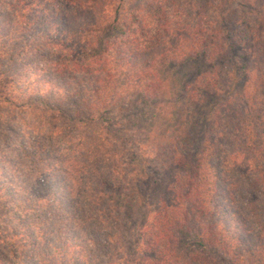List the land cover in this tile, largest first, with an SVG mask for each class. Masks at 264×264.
<instances>
[{
  "label": "trees",
  "instance_id": "16d2710c",
  "mask_svg": "<svg viewBox=\"0 0 264 264\" xmlns=\"http://www.w3.org/2000/svg\"><path fill=\"white\" fill-rule=\"evenodd\" d=\"M189 60L190 84L162 76ZM0 81L6 111L48 115L43 133L0 114L30 264H264V0H0ZM142 131L150 195L115 150Z\"/></svg>",
  "mask_w": 264,
  "mask_h": 264
},
{
  "label": "rangeland",
  "instance_id": "374dc122",
  "mask_svg": "<svg viewBox=\"0 0 264 264\" xmlns=\"http://www.w3.org/2000/svg\"><path fill=\"white\" fill-rule=\"evenodd\" d=\"M205 68L203 62L201 60H189L182 64L169 65L162 71V76L165 80L169 82H174L180 86H185L190 84L197 73L202 71ZM6 84L0 81V91L5 90ZM6 96V94H4ZM8 104L0 105V114H2L3 118L9 113L6 111V107ZM11 111L9 113L10 120L12 124L17 128V126H27L30 129L36 130V132H47L48 126L45 124L46 118L48 115L40 114L39 108H34L33 110L17 109V107L10 104ZM2 106V108H1ZM36 107V106H35ZM138 113L135 112V114ZM206 111H199L198 118L200 119L198 130H205L207 127V122L204 120L202 116ZM13 114H16L15 116ZM14 117V118H11ZM41 116V118H40ZM39 117V118H38ZM41 119V121H40ZM14 120V121H13ZM131 122L130 125L138 128V123H141V118L137 116H133L129 119ZM54 126H57L58 129H55L56 137L57 133H62V141H58L56 138L55 146L61 148L66 151L69 150L70 143H68V137L66 135L70 132H73V127H71V122L65 120L64 125L60 122L54 123ZM39 129V130H38ZM41 134V133H40ZM135 137L129 143L124 145H119L116 147V151L120 150L123 153L124 161L127 165V172L131 173L133 177L139 179L141 182L142 192L150 195L153 192L158 191L156 186V180L159 178L160 174V165L159 162H151L149 158L146 157V148L151 146V143L145 139L144 133L135 132ZM11 136V135H10ZM64 138V139H63ZM5 139L4 141H0V160L3 158H8L11 162H16L15 155L16 152H11V147H9V143ZM51 143V142H50ZM48 144V143H47ZM122 144V143H121ZM54 148V146H53ZM54 150H56L54 148ZM17 163V162H16ZM18 164V163H17ZM7 173H16V167H10L6 163H2L0 165ZM139 187V188H140ZM140 189V190H141ZM10 205L6 202L5 197L0 194V264H30L31 256L36 253V250L42 246L40 240L35 238H27L26 232L30 230V228H25L23 224L20 223L19 220L12 218V211L9 210ZM123 217L126 219V223L124 228L126 230L130 229L135 220H137L138 215H134V217ZM125 232V231H124ZM133 233L126 232L123 235V252L129 254V249L132 246L133 242ZM25 254H29L30 257H26Z\"/></svg>",
  "mask_w": 264,
  "mask_h": 264
}]
</instances>
